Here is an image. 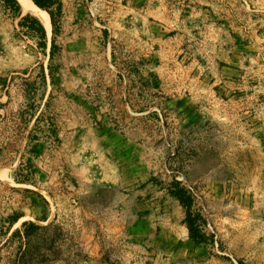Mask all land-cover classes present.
Instances as JSON below:
<instances>
[{
    "label": "rangeland",
    "instance_id": "rangeland-1",
    "mask_svg": "<svg viewBox=\"0 0 264 264\" xmlns=\"http://www.w3.org/2000/svg\"><path fill=\"white\" fill-rule=\"evenodd\" d=\"M61 3L42 49L0 0V264H264V0Z\"/></svg>",
    "mask_w": 264,
    "mask_h": 264
},
{
    "label": "trees",
    "instance_id": "trees-1",
    "mask_svg": "<svg viewBox=\"0 0 264 264\" xmlns=\"http://www.w3.org/2000/svg\"><path fill=\"white\" fill-rule=\"evenodd\" d=\"M33 4L39 8L49 19H51L52 23L54 21V17L57 15L59 16L62 11V3L61 0H31ZM6 4L13 7L14 11L20 15V6L17 3L16 0H5ZM49 19V21H50ZM21 27H24L27 31V33L31 37H35L39 40V46L42 49H45L47 46L46 43V31L42 24L33 16L26 15L22 18V23L20 24ZM55 49V41L52 40L51 42V55L50 59L53 57V50ZM51 75V73H50ZM170 195L176 199L180 205L184 208L186 217L184 220V225L188 230L189 239L194 242L195 244H201L204 243L205 239L200 234L199 228H198V215H194L192 212V205L193 200L192 196L188 193V191L184 188L180 187V184L175 182L171 186ZM19 217H15V219L12 220L13 222H18ZM11 223V224H12ZM24 236L22 237L19 231L14 232L13 237H19L20 240H25L24 246L25 251L20 253V258L18 261L23 260V258L26 256L29 237L33 236V234L37 232H45L46 228L40 227L38 225H35L33 223H24ZM20 264V263H19Z\"/></svg>",
    "mask_w": 264,
    "mask_h": 264
},
{
    "label": "crops",
    "instance_id": "crops-1",
    "mask_svg": "<svg viewBox=\"0 0 264 264\" xmlns=\"http://www.w3.org/2000/svg\"><path fill=\"white\" fill-rule=\"evenodd\" d=\"M126 147H130L127 146ZM126 161H118L117 162V166L119 167V169H121V175L116 176V175H110V171L108 169L109 164H100L101 165V172L98 173V178L95 182L94 185L100 186L97 187L96 192H100V190H106V189H110L109 187L114 186V187H120V188H128L131 186L136 185L138 182H143V179L140 178V175L137 173H134V175H132V168L130 169V167L126 164ZM104 166V167H103ZM112 172V171H111ZM102 174L101 177H99ZM107 184V186H106ZM184 226V232H183V238L182 240L179 239V237L175 236L174 234L168 236L170 241L169 244L171 246V254L173 253V251H176L177 246L179 245V242L181 241L182 243H187V245L190 243V239H189V235H188V230L186 229L185 225ZM158 237H162L161 234L156 235V238ZM172 237V238H171ZM161 242H163V240H160Z\"/></svg>",
    "mask_w": 264,
    "mask_h": 264
},
{
    "label": "bare ground",
    "instance_id": "bare-ground-1",
    "mask_svg": "<svg viewBox=\"0 0 264 264\" xmlns=\"http://www.w3.org/2000/svg\"><path fill=\"white\" fill-rule=\"evenodd\" d=\"M17 1L25 13H29L30 15L38 19L42 23V25L45 27V29L48 32L50 31L49 19L39 8H37L33 4L31 0H17Z\"/></svg>",
    "mask_w": 264,
    "mask_h": 264
}]
</instances>
